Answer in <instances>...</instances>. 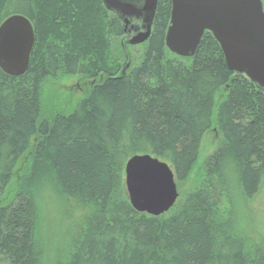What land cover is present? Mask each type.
Here are the masks:
<instances>
[{"label":"trees","instance_id":"1","mask_svg":"<svg viewBox=\"0 0 264 264\" xmlns=\"http://www.w3.org/2000/svg\"><path fill=\"white\" fill-rule=\"evenodd\" d=\"M171 9L159 0L123 74L111 55L122 22L102 0H0V24L23 14L36 37L24 75L0 68L3 263L41 264L48 194L78 212L57 264H264V235L251 236L245 215L264 194V90L229 69L211 32L193 57L170 52ZM74 75L98 78L74 111L40 122L44 83ZM213 129L216 148L198 165ZM136 154L167 162L181 184L196 170V184L163 215L138 212L125 186Z\"/></svg>","mask_w":264,"mask_h":264},{"label":"water","instance_id":"2","mask_svg":"<svg viewBox=\"0 0 264 264\" xmlns=\"http://www.w3.org/2000/svg\"><path fill=\"white\" fill-rule=\"evenodd\" d=\"M123 27L122 46L130 66L128 45L149 41L159 0H102ZM166 46L190 58L205 34L219 42L230 70L264 90V3L262 0H171ZM35 29L27 16L15 13L0 24V68L24 75L35 44ZM125 186L138 212L160 216L174 207L179 192L172 167L151 154H136L126 163Z\"/></svg>","mask_w":264,"mask_h":264},{"label":"rangeland","instance_id":"3","mask_svg":"<svg viewBox=\"0 0 264 264\" xmlns=\"http://www.w3.org/2000/svg\"><path fill=\"white\" fill-rule=\"evenodd\" d=\"M122 38L123 36L112 40L111 55L114 61L118 59L120 64L119 73H122L124 64L127 61L126 53L122 46ZM127 47L130 54V68L137 62L142 44L128 45ZM97 78L74 75L45 82L43 85L42 112L39 121L42 122L57 112L70 114L78 103L87 96L92 83L96 82ZM218 137L215 129L205 135L198 165L202 164L205 158L216 148ZM195 174L196 170L190 179L183 184L177 182L179 197L196 184ZM254 206L256 210L252 208L251 211L246 210L245 212L247 229L252 237L254 234L256 236L259 231L264 235V194L260 198L255 199ZM70 208L71 206L54 195L47 194L44 196L41 203L42 221L39 232L43 244L41 264H57L58 258L64 261L66 255L64 253L69 243L68 233L72 224L78 220L76 219L78 212ZM0 264L5 263L0 260Z\"/></svg>","mask_w":264,"mask_h":264}]
</instances>
